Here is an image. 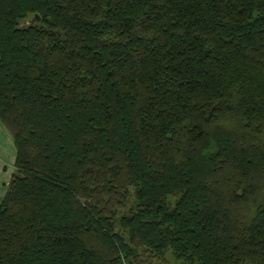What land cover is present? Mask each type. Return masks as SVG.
<instances>
[{"label":"trees","instance_id":"16d2710c","mask_svg":"<svg viewBox=\"0 0 264 264\" xmlns=\"http://www.w3.org/2000/svg\"><path fill=\"white\" fill-rule=\"evenodd\" d=\"M0 121V264H264V0H0Z\"/></svg>","mask_w":264,"mask_h":264},{"label":"crops","instance_id":"0c3cea01","mask_svg":"<svg viewBox=\"0 0 264 264\" xmlns=\"http://www.w3.org/2000/svg\"><path fill=\"white\" fill-rule=\"evenodd\" d=\"M15 154L13 138L0 121V201L14 170Z\"/></svg>","mask_w":264,"mask_h":264},{"label":"rangeland","instance_id":"374dc122","mask_svg":"<svg viewBox=\"0 0 264 264\" xmlns=\"http://www.w3.org/2000/svg\"><path fill=\"white\" fill-rule=\"evenodd\" d=\"M160 264H184L181 261H177L172 258L169 254H166V262H161Z\"/></svg>","mask_w":264,"mask_h":264},{"label":"water","instance_id":"95a60500","mask_svg":"<svg viewBox=\"0 0 264 264\" xmlns=\"http://www.w3.org/2000/svg\"><path fill=\"white\" fill-rule=\"evenodd\" d=\"M37 19H39V18L37 17Z\"/></svg>","mask_w":264,"mask_h":264}]
</instances>
